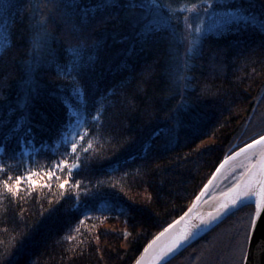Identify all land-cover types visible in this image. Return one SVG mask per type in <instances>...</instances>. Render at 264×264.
Here are the masks:
<instances>
[{
    "label": "trees",
    "instance_id": "1",
    "mask_svg": "<svg viewBox=\"0 0 264 264\" xmlns=\"http://www.w3.org/2000/svg\"><path fill=\"white\" fill-rule=\"evenodd\" d=\"M8 2H26L29 11L13 7L5 12L0 0V42L8 37L15 45L0 60V119L5 122L0 180L9 175L13 185L17 176L25 180L19 196L0 186V264H132L157 233L186 211L230 153L264 134V30L257 25L200 33L189 53L185 83L178 78L184 75L190 45L176 33L143 36L115 20L96 23L77 36L58 11L42 13L36 7L43 0ZM166 2L177 9L176 32L184 34V17L197 26L201 13L190 9L204 0ZM241 6L264 18V0L228 4ZM42 14L56 17L50 28L58 37L53 47L58 46L62 63L70 57L65 52L69 44L100 42L82 53L85 60L95 57L79 78L84 108L68 90H59L66 81L54 70L43 77L40 95L22 107L29 25ZM210 25L206 18L205 29ZM181 96L184 103L177 112ZM66 99L78 116L68 111ZM25 115L34 143L22 145L26 127L13 130ZM73 141L76 153L71 152ZM27 168L34 185L26 178ZM97 184L107 201L91 198ZM85 188L89 196L81 191ZM253 213L252 205L241 208L167 264H242L240 241Z\"/></svg>",
    "mask_w": 264,
    "mask_h": 264
},
{
    "label": "snow or ice",
    "instance_id": "2",
    "mask_svg": "<svg viewBox=\"0 0 264 264\" xmlns=\"http://www.w3.org/2000/svg\"><path fill=\"white\" fill-rule=\"evenodd\" d=\"M231 0H204V3L200 6L193 4L192 9L197 10L201 15L198 17V24L194 28L192 22L188 17L183 18L184 34L176 32V24L180 23V18L175 15L177 9H174L171 4L166 0H89V4L85 5V0H43L41 4L36 5L41 9L42 13L44 9H47L49 13L58 11L63 19L64 23L72 24V31L79 36L82 32L87 31L89 28H93L96 23H108L115 20H119L121 23H126L138 30L140 35L151 36L162 32L176 33V38L181 41H188L190 47L185 51L183 69L184 75L178 78L179 81L187 82V73L189 70V53L195 49V46L200 42V33L204 31L218 30L221 28H227L233 30L240 26L243 27H256L257 25L261 30H264V18L258 17L255 14L247 13V10L241 6L239 8H230L228 4ZM3 10L7 12L10 8L16 7L23 12L29 11V5L25 2L23 4L13 5L8 0H3ZM220 9V11H215ZM182 10V9H181ZM210 10H213L210 12ZM102 14V15H99ZM264 16V14H262ZM211 19V25L208 29H205V19ZM56 17L53 15L50 20L47 15L42 14L40 19L35 20L34 23L29 25V58L23 62L24 76L21 77L22 85L24 88V104L22 107L28 106L33 99L38 97L41 90L45 87L43 83V77L50 71L54 70L57 76L66 81L65 84L59 85V90L64 92L68 90L71 97L74 98L82 108L86 107L85 90L79 82L80 76L85 71L89 70L94 63L95 57L88 56L84 59L83 50L85 48H98L100 42H94L92 45H88L86 41L81 40L77 44H69L65 49L66 53H70V57L66 62H61L58 46L53 47V44L58 37L51 31L50 25L54 23ZM13 41L5 37L3 42H0V60L5 59L8 56V52L11 47H14ZM6 100L7 98H3ZM184 103V99L180 97V104L177 105L176 111L180 110L181 105ZM65 105L69 112L73 115H79V112L72 106L71 100H65ZM15 110L10 111V115L14 114ZM98 119L97 117H94ZM29 117L27 115L22 116L17 122L14 132L19 133L26 127L25 136L21 137L22 145L25 143H34L33 128L28 123ZM5 122L0 119V134H3ZM159 135V133H158ZM80 140L84 137L81 135ZM91 143L88 144V148H91ZM88 149L85 148L84 151ZM4 151L0 148V152ZM71 152H77V143L71 142ZM244 154L248 159L246 172L242 174L243 179L235 183L229 192L226 194L225 199L218 207L214 208V212L217 216L221 210L227 211L230 206L237 205L244 199L255 198V213L250 218L249 224L244 228L242 238L240 241L239 251L242 254V264H249V256L247 254V245L250 232L254 236L255 231H258L260 226L264 225V136H261L257 140H253L251 144L245 146L240 152L235 153L229 157L220 165V168H224L230 160H236L237 157ZM255 156L257 159L253 160ZM78 159V157H77ZM67 163V161H64ZM53 167L56 170H60L59 164H54ZM73 168L78 167V164H73ZM0 171H4L3 165H0ZM220 169H217L219 174ZM49 176L53 173L49 171ZM71 174V170H69ZM33 173L30 168L26 169V178L31 181V184H36V181L32 179ZM216 176L213 177V180ZM12 180V176H8L7 179L0 180V186L3 189L11 193L13 196H19L20 184L22 180H25V176H17L14 182L9 183ZM64 183H60L59 187L64 188ZM212 181H209L211 185ZM115 187V184L110 185ZM74 187H79V181L76 182ZM97 192L91 193V198L97 197L103 198L107 201V194L100 192V185H96ZM208 189V185L205 186V192ZM85 196H89L87 188L82 189ZM204 192L201 193V196ZM200 202V196L197 197V204ZM191 211V210H190ZM213 215V212H209L207 217L201 215L198 217L201 223L211 222L212 219L217 218ZM85 219H87V213H85ZM257 221L260 223L258 224ZM83 223V220H81ZM183 223V230L179 232H173L176 224ZM199 225L192 223V217L188 213L182 216L175 224L169 225L164 232L160 233L155 240L145 249L146 253H154L151 256V264H157L168 253L178 248L183 241H186L192 230ZM71 239V237H69ZM162 239L166 240V243L160 245ZM159 245V246H158ZM256 254L261 258L262 264H264V239L258 244L254 245ZM251 264H255V261H251Z\"/></svg>",
    "mask_w": 264,
    "mask_h": 264
},
{
    "label": "water",
    "instance_id": "3",
    "mask_svg": "<svg viewBox=\"0 0 264 264\" xmlns=\"http://www.w3.org/2000/svg\"><path fill=\"white\" fill-rule=\"evenodd\" d=\"M264 136V134L262 135ZM261 137V136H260ZM260 137L254 139L257 140ZM253 141V140H252ZM249 142L232 153H230L217 167V169H220L219 174H217V169L209 179V181H212L211 185H209V181L206 183L208 185V189L205 192V186L202 188L200 193L192 200L186 211L180 215L178 218H176L174 221H172L170 224H168L166 227H164L159 233H157L143 248L141 253L137 256V258L132 262V264H151V256L154 253H146L145 249L148 248V246L152 243L153 240L156 239L157 236L160 235V233L164 232L165 229L169 227V225L175 224L176 221H179L182 216H185V213H188L190 217H192V223L199 225L197 228H194L192 230V235L186 240L183 241L178 248H175L173 251L168 253L162 260L158 261L157 264H167L172 259H174L177 255H179L181 252H183L186 248H188L191 244L199 240L200 238L204 237L206 234L211 232L214 228H216L218 225H220L225 219H227L230 215L234 214L241 208L252 205L254 207V213H255V198L249 200L244 199L240 201L235 206H230L227 211L221 210L220 214L217 216V214L214 212V208L218 207L220 203H222L225 199L226 194L229 192V189L232 188V186L237 183L239 180L243 179V176H241L238 180H236L231 186L226 188L225 190H222L217 193H213L212 191L215 189V187L219 184V182L222 181V179L228 175L233 169H235L240 163L248 160L244 154L237 157L236 160H230L227 165H225L224 168H220V165L224 163L226 159L233 156L235 153H238L241 151V149H244L246 145L252 143ZM253 160L257 159V157L253 156ZM216 176V179L213 180V177ZM204 192V195L201 196V193ZM200 196V202L197 204V197ZM191 210V211H190ZM209 212H213L214 216H217V218L212 219L211 222H205L201 223L198 217L201 215L207 217V214ZM253 213V215H254ZM262 216H264V213H262ZM259 224L260 222L257 221ZM183 230V223L176 224V227L172 230L173 232H179ZM262 239H264V225L260 226L258 231H255L254 236L250 232L249 234V240L247 245V254L249 256V264H251V261H255V264H262L261 258L256 254V249L254 245L258 244ZM166 243L165 239H162L160 241V245H163ZM159 246V245H158Z\"/></svg>",
    "mask_w": 264,
    "mask_h": 264
},
{
    "label": "rangeland",
    "instance_id": "4",
    "mask_svg": "<svg viewBox=\"0 0 264 264\" xmlns=\"http://www.w3.org/2000/svg\"><path fill=\"white\" fill-rule=\"evenodd\" d=\"M248 163V160L240 163L235 169H233L228 175H226L212 191V194L225 190L226 188L231 186L236 180H238L242 176V174L246 172Z\"/></svg>",
    "mask_w": 264,
    "mask_h": 264
}]
</instances>
